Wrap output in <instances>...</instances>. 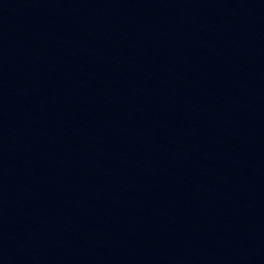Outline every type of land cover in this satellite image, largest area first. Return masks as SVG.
I'll return each instance as SVG.
<instances>
[{
    "label": "water",
    "instance_id": "95a60500",
    "mask_svg": "<svg viewBox=\"0 0 264 264\" xmlns=\"http://www.w3.org/2000/svg\"><path fill=\"white\" fill-rule=\"evenodd\" d=\"M264 0H0V264H38Z\"/></svg>",
    "mask_w": 264,
    "mask_h": 264
}]
</instances>
